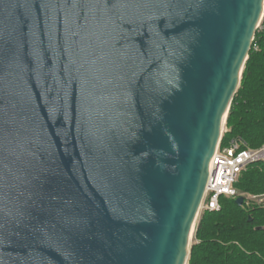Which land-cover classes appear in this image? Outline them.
<instances>
[{
    "label": "water",
    "instance_id": "1",
    "mask_svg": "<svg viewBox=\"0 0 264 264\" xmlns=\"http://www.w3.org/2000/svg\"><path fill=\"white\" fill-rule=\"evenodd\" d=\"M263 19L264 0H0V264H188Z\"/></svg>",
    "mask_w": 264,
    "mask_h": 264
},
{
    "label": "trees",
    "instance_id": "2",
    "mask_svg": "<svg viewBox=\"0 0 264 264\" xmlns=\"http://www.w3.org/2000/svg\"><path fill=\"white\" fill-rule=\"evenodd\" d=\"M242 141L243 148L264 146V19L258 29L242 81L232 102L221 147ZM244 196L239 207L222 198L219 211H204L199 219L188 264H264V163L250 165L235 183Z\"/></svg>",
    "mask_w": 264,
    "mask_h": 264
},
{
    "label": "built area",
    "instance_id": "3",
    "mask_svg": "<svg viewBox=\"0 0 264 264\" xmlns=\"http://www.w3.org/2000/svg\"><path fill=\"white\" fill-rule=\"evenodd\" d=\"M243 146L242 141H233L229 147H221L220 141L211 162L206 194L200 213L219 211L222 198L235 200L240 197L244 198L235 188V183L250 165L256 162L264 163V146L260 149L243 148ZM247 200L248 203L249 201L263 203L264 196L248 195Z\"/></svg>",
    "mask_w": 264,
    "mask_h": 264
},
{
    "label": "rangeland",
    "instance_id": "4",
    "mask_svg": "<svg viewBox=\"0 0 264 264\" xmlns=\"http://www.w3.org/2000/svg\"><path fill=\"white\" fill-rule=\"evenodd\" d=\"M201 215H202V212L200 213L199 219H200ZM198 221H199V220H198ZM193 243H194V241H192V245H193Z\"/></svg>",
    "mask_w": 264,
    "mask_h": 264
}]
</instances>
